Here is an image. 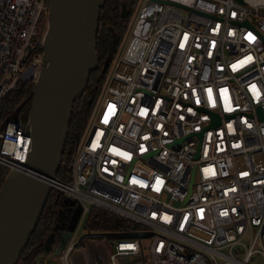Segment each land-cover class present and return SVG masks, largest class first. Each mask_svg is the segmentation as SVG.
I'll use <instances>...</instances> for the list:
<instances>
[{
    "label": "built area",
    "instance_id": "1",
    "mask_svg": "<svg viewBox=\"0 0 264 264\" xmlns=\"http://www.w3.org/2000/svg\"><path fill=\"white\" fill-rule=\"evenodd\" d=\"M51 1L0 0V113L43 69ZM134 18L68 180L46 182L81 221L95 207L152 234L111 242L108 264H264V0H141ZM31 151L23 119H0V166L25 172Z\"/></svg>",
    "mask_w": 264,
    "mask_h": 264
},
{
    "label": "water",
    "instance_id": "2",
    "mask_svg": "<svg viewBox=\"0 0 264 264\" xmlns=\"http://www.w3.org/2000/svg\"><path fill=\"white\" fill-rule=\"evenodd\" d=\"M105 0H52L41 40L43 69L32 89L28 119L32 151L26 171H9L0 189V264H18L36 231L53 193L46 180L56 179L62 165L76 102L84 95L90 75L100 67L97 54L99 20ZM107 64L105 68H107ZM25 105L22 103L15 114ZM69 202V220L55 227L60 231L58 247L51 251L52 233L46 240L37 264H56L57 256L73 238L83 207ZM61 218V212L59 214ZM104 237L113 242L148 239L151 233H92L86 238Z\"/></svg>",
    "mask_w": 264,
    "mask_h": 264
},
{
    "label": "trees",
    "instance_id": "3",
    "mask_svg": "<svg viewBox=\"0 0 264 264\" xmlns=\"http://www.w3.org/2000/svg\"><path fill=\"white\" fill-rule=\"evenodd\" d=\"M124 0H105V5L101 10L99 20V31L97 36V54L100 67L91 73L87 88L90 89L91 97L94 96V103L101 95L103 86L106 82L108 71L103 72L104 62L109 60L113 63L117 57L119 47L127 32V22L122 19V9ZM40 51L43 50L40 48ZM34 83H21L9 94L3 101L0 119L8 118L17 120L22 118L25 124H28L29 114L33 101ZM89 98L84 102L77 101L75 104L72 121L70 125L69 137L66 149L57 178L65 181L70 175L72 161L75 158L81 137L83 136L92 116L93 107H88ZM22 103L25 105L15 114L16 109ZM9 173V170L0 166V189ZM67 205L63 194L53 192L47 202L40 223L32 235V238L22 254L18 264H37L39 257L43 253V246L54 231L58 223L59 208ZM112 214L107 225L102 220V213L97 208H92L88 214L86 229L92 233H104L108 227L114 229L115 234H128L141 232L142 227L128 221L117 222L115 215ZM95 238V237H92Z\"/></svg>",
    "mask_w": 264,
    "mask_h": 264
},
{
    "label": "rangeland",
    "instance_id": "4",
    "mask_svg": "<svg viewBox=\"0 0 264 264\" xmlns=\"http://www.w3.org/2000/svg\"><path fill=\"white\" fill-rule=\"evenodd\" d=\"M134 19L132 20V22L130 23L127 29L124 43L122 45V48L120 49L116 64L110 73L109 85L111 84L115 74L119 71L122 72L121 59H122V55L124 53L125 47L130 38L132 26L134 24ZM104 96H105V92H103V94L100 96L95 112L89 121V124L91 125L98 121V117L102 110V102H103ZM97 210L102 213V220L105 223V225L108 226L107 222L109 218L111 217L112 213L109 212L108 210H103V209H98V208ZM87 218L88 216L83 218V220L80 222L72 238L73 242L78 243L79 239L88 232V230L86 229ZM115 218L117 222L119 223L124 221V219L120 216H115ZM103 232L104 233H115L116 231L108 227ZM143 243H144V246L148 247L150 244V241L148 239H145ZM114 253H115L114 246H112L111 242L106 240L104 237L86 238L82 241L80 246L72 253L71 258H72L73 264H108L111 262V256ZM118 262L119 264H135L132 257L130 258L122 257L119 259Z\"/></svg>",
    "mask_w": 264,
    "mask_h": 264
},
{
    "label": "flooded vegetation",
    "instance_id": "5",
    "mask_svg": "<svg viewBox=\"0 0 264 264\" xmlns=\"http://www.w3.org/2000/svg\"><path fill=\"white\" fill-rule=\"evenodd\" d=\"M140 1L141 0H124L123 3H122V5H123V9H122V12H121L122 13V19H123V21L127 22V29H128L130 23L132 22V20L134 19L135 15H136V13L138 11V8H139V5H140ZM124 39H125V37H124ZM124 39H123V41H122V43H121V45L119 47V51L122 48V45L124 43ZM40 48L43 50L42 46ZM119 51H118V53H119ZM42 54H43V52H42ZM106 63H108L107 64V68L104 69ZM112 65H113V63H110L109 60L105 61L104 65H103V72L108 71V74H109V72H110V70L112 68ZM91 92L92 91L87 88L85 93H84V95L78 101L81 102V104H82V102H84V100L86 98L90 97V100L88 101L87 105H88V107H93V111H94L97 102L94 103V99L95 98H94V96L91 97ZM93 111H92V113H93ZM69 205L70 204L68 202L67 205L59 208L58 223H57V225H59V227H63L64 225H66L68 220H69V216H70V212H69V207L70 206ZM60 212H61V218H59ZM53 233H55L56 237H55V240H53V242H51V251H50L51 254L56 251V249H57V247L59 245L57 239H58V235L60 234V231L59 230L58 231H54ZM45 244H46V242H45Z\"/></svg>",
    "mask_w": 264,
    "mask_h": 264
},
{
    "label": "crops",
    "instance_id": "6",
    "mask_svg": "<svg viewBox=\"0 0 264 264\" xmlns=\"http://www.w3.org/2000/svg\"><path fill=\"white\" fill-rule=\"evenodd\" d=\"M133 260H134L135 264H140V262L138 261V259L133 258Z\"/></svg>",
    "mask_w": 264,
    "mask_h": 264
}]
</instances>
